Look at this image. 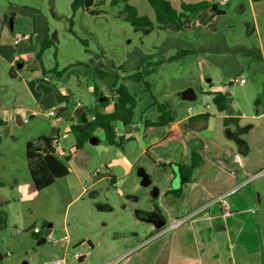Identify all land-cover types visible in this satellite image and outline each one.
Instances as JSON below:
<instances>
[{
  "label": "rangeland",
  "instance_id": "1",
  "mask_svg": "<svg viewBox=\"0 0 264 264\" xmlns=\"http://www.w3.org/2000/svg\"><path fill=\"white\" fill-rule=\"evenodd\" d=\"M101 1H96V9L102 10L103 13L91 15L81 10L74 13L72 0H0V8L8 15L11 7L12 10L32 9L43 15L49 24L48 34L55 42L53 48L42 52L43 67L48 71L56 68L57 72L70 67L63 76L49 73V78L57 88L67 87L73 92L68 104L65 102L68 111L61 122L56 121V116H49L48 109L35 114L33 118L30 113H19L23 106H36L32 104L28 94L22 91L21 82L10 79L8 65L0 61V103L9 109L6 114L8 122L0 127V199L12 202L14 199L19 200L11 206H4L0 202V217L3 220L0 225V255L3 259L0 264H44L47 261L46 254L51 252L53 243L48 241L44 245L38 244V240L32 236L33 229H42L44 235L46 223L53 222L57 227H61L67 210L70 221H74L75 214L80 211L81 201L68 208L70 201L82 190L75 174L57 180L54 185L42 191H37L35 187L33 189L26 146L29 141L55 134L59 128L62 148L68 151L75 145L74 135L64 133V129L73 124V118L76 121L78 101L90 115L97 105L93 93L95 84L106 97L114 96V88L97 79L93 73L94 69H101L113 76L120 75L121 82L138 96L134 123L140 126L142 120H152L157 114L153 97L160 102L172 99L176 106L184 109L188 106L206 107L207 98L203 92L205 79L212 80V87L215 89L223 90V86L228 85V89L223 91L231 93V103L236 116H251L255 114L257 107L264 111V60L261 58V51L264 53V0L257 3H252L251 0H230L222 6L218 0H213V4H217V9L223 10L224 15H218L210 7L208 11L195 16L196 19H184L182 24L186 32L183 34L177 33L179 29L175 25H168L164 30L135 28L124 20L122 5L111 7L109 0L105 3ZM135 3L142 15L156 22L153 12L150 17L142 7V4H145L151 8L147 0H135ZM197 18L202 28L194 25ZM72 19L73 32L70 29ZM40 44L36 53L28 55L24 61L27 66L38 62V69L41 70L38 60ZM180 46L188 49L194 46L199 51L193 56L182 57L181 53L175 54ZM170 48L175 49L172 51ZM173 55L177 58L171 60ZM119 66L126 68V77L139 71L144 74V80L135 82L125 79L123 71L117 70ZM32 71L33 69H28L24 73L29 74ZM234 80L238 81L231 83ZM145 83H148L149 87H146ZM188 89L195 91L196 101H182L177 97L179 92ZM259 101L261 104H258ZM209 104L215 107L211 99ZM14 113L22 122H28L17 124L11 119ZM160 128L162 130L164 127ZM135 131L132 130L134 133ZM134 138L137 137H132L124 143V147L131 149L133 153H141V146ZM101 144L112 151L116 150V146L107 145L104 140ZM174 149L173 142L164 144L160 151L152 149L151 155L165 157ZM95 150L94 146L86 143L80 150L75 151L70 161L67 162L61 155H58V158L69 169L72 162L78 169L89 168L95 172L100 169L105 173V165L111 154H101ZM89 156L92 162L85 163L88 162L86 158ZM146 159L149 160L148 154L144 160L138 162V167L145 169ZM154 187H143L142 190L152 191ZM252 187L261 190L262 202L245 203L241 215L243 225L237 226H242L245 232L237 237L239 240L244 239L247 245L252 244L256 248L260 246V250H264V176L244 186L245 191ZM101 188L103 198L119 199L117 189L112 188L109 181L101 184ZM26 190H32L33 196H28ZM227 201L230 203V198H227ZM217 207L220 208L219 205ZM229 207L224 210L228 212ZM74 250L75 248L72 252ZM69 264H77L71 255Z\"/></svg>",
  "mask_w": 264,
  "mask_h": 264
},
{
  "label": "crops",
  "instance_id": "2",
  "mask_svg": "<svg viewBox=\"0 0 264 264\" xmlns=\"http://www.w3.org/2000/svg\"><path fill=\"white\" fill-rule=\"evenodd\" d=\"M169 1L176 9L181 8L183 3H213V0ZM130 2L142 15L135 0ZM142 7L148 16L152 12L155 15L151 6L149 8L142 4ZM3 10L0 8V61L8 65L10 79L21 82L22 91L28 94L32 104L36 106H23L19 113H30L33 118L45 109L49 110V116L55 110L56 121L61 122L68 111L65 102L68 104L70 101L72 90L67 87L57 88L49 78V73L43 74V71L38 69V62L27 66L24 61L28 55L36 53L48 31L50 33L49 24L36 10H12L11 7V17ZM220 11L224 13L223 10ZM195 21L194 25L202 28L198 18ZM178 29V34L186 32L183 24ZM19 34L25 37L19 45H15V36ZM174 49L170 48L172 51ZM198 51L194 46L189 49L180 46L175 54L181 53L182 57H188ZM261 52V58L264 60V53ZM18 64H23V67L17 68ZM28 69L33 71L25 74L24 71ZM225 85L224 91L227 90L224 89ZM223 90L213 88L212 80L205 79L203 92L207 98L206 107L188 106L184 109L176 106L171 99L175 121L162 130L154 125L159 117L158 112L154 119L142 120V126L134 124L135 133L125 132L123 126H120L122 134H130L131 138H125L116 146L115 151L102 146L103 140L107 144L104 134L95 133L94 140L88 143L94 146L98 153L111 154L105 165L107 172L94 176L95 171L89 168L78 169L70 162V174H75L79 179L82 190L70 201L68 208L78 201L82 204L79 213L74 216V221H70L67 210L61 227L48 222L47 229L58 241L51 245V252L46 254L47 261L69 259L73 248L89 245L93 253L84 264H108L116 260H119L116 264H264V250H260V246L256 248L252 244L247 245L244 239L239 240L237 237L245 232L242 226L237 227L238 224L243 225L241 215L245 203L262 202L260 189L252 187L245 191L244 186L252 176L264 170V111L257 107L255 114L251 116H236L229 92L230 110L219 112L215 104V107L209 104V100L213 101V94L224 92ZM177 97L188 102L197 100L193 89L179 92ZM258 104H261V101ZM76 107L77 110L80 108L78 104ZM103 111L112 112L113 105H108ZM8 112L9 109L0 103V117L6 123ZM11 119L23 125L16 113L12 114ZM72 120L73 123L76 122L75 118ZM70 128L71 124L64 129V133L68 134ZM171 131L176 132L182 140L173 142L175 149L169 151L165 157L152 156V149L160 151L164 144L172 143L165 141ZM60 132V128L54 132L58 134L59 139ZM55 134L48 137L55 138ZM132 137H137L134 140L141 146V153H133L131 149L124 147V143ZM73 148L74 145L68 151ZM193 151L198 153L201 162L193 172L191 183L186 186L180 197L167 195L169 191L181 188L177 164L190 165ZM75 153L73 151L70 159ZM147 154L149 160L144 162L145 170L150 175L152 186L159 190L157 199L151 197V190H142L141 178L137 174L138 162L144 160ZM237 156L241 158L240 163L236 161ZM86 161L88 162L85 163L92 162L91 156L87 157ZM229 162L236 164L234 170L224 165ZM105 181H109L110 186L117 189L119 199L102 197L101 184ZM241 186L243 187L240 189ZM234 189L237 191L228 197V212L224 208H218V205H213L193 215L217 197ZM26 191L28 196H33L32 190ZM152 199L156 201L152 202ZM13 201L19 202L16 199ZM0 202L4 206L14 203L2 198ZM191 215L193 216L183 226L168 231V224L173 219ZM65 236L68 240L61 241ZM39 238L38 244H47L48 241H43V236ZM2 259L0 255V262Z\"/></svg>",
  "mask_w": 264,
  "mask_h": 264
},
{
  "label": "trees",
  "instance_id": "3",
  "mask_svg": "<svg viewBox=\"0 0 264 264\" xmlns=\"http://www.w3.org/2000/svg\"><path fill=\"white\" fill-rule=\"evenodd\" d=\"M97 0H72V10L74 13L79 10L84 11L91 15H99L103 13L102 10L96 9ZM152 9L155 12V21L153 22L149 17L140 15L138 9L131 4L130 0H109L111 7H117L122 5V16L126 22L131 26L140 29H160L164 30L168 25H175L177 27H182L184 19H190L197 16L202 11L209 9L210 7L218 15H224L223 12L217 9V7L209 2L202 1L195 4L181 5L180 10L176 9L172 2L169 0H147ZM253 3L261 2L263 0H251ZM105 3L106 0H102ZM71 32H73V19L71 20ZM86 44V42L82 41ZM55 46V42L50 38L47 33L44 40L40 44V53L38 54V60L40 63V68L43 74L54 73L59 76L64 75L70 67L64 69L61 72H57L56 68L51 71H46L43 67L41 56L42 52L51 49ZM56 58V53H55ZM172 57L170 58L175 59ZM88 67L86 64H81ZM113 67H116L113 65ZM123 71V77L125 79H130L135 82H142L145 78L144 74L139 71L130 74L126 77L127 70L124 66L117 67V70ZM93 73L96 78L102 81L106 85H111L114 88V96L107 97V102H100V98L105 97V95L100 91L97 84L94 85V96L96 97L97 105L90 115L86 113L84 107L83 112L76 117V122L71 125L70 132L75 137V145L73 150H80L86 143L95 138V133L102 132L105 135V140L110 146H119L124 138L117 139L115 134V128L118 123L124 128L125 132L132 131L134 129V117L135 109L138 105V96L132 93L129 88L121 82L122 77L120 75H110L109 73L101 70L94 69ZM146 87H149L148 83H145ZM213 102L217 106L219 112H227L230 110V97L224 92H216L213 94ZM153 105L157 108L159 114L158 120L154 123L157 127H169L175 121L173 106L170 101L160 102L154 98ZM113 105V111L106 113L103 111L108 105ZM6 122L0 117V127L5 125ZM147 125V123H146ZM53 138L45 136L41 139L35 141H29L26 146V156L28 162L29 172L37 191H42L48 187H51L56 183L57 180L63 179L70 174L68 166L57 157L54 149L52 148ZM182 138L176 134V132L171 131L165 141L168 142H179ZM40 141L45 143V147L41 149L38 145ZM70 157L66 158V161H70ZM201 158L196 151L192 152V161L190 165H185L183 163H178V175L181 179V188L178 190H172L167 193V195L172 194L176 197H180L184 193V189L188 184L191 183L192 175L194 170L200 165ZM157 199V198H156ZM156 199H152L153 202ZM3 220L0 217V225ZM46 223L45 226H47ZM35 239H40L42 235L32 233Z\"/></svg>",
  "mask_w": 264,
  "mask_h": 264
},
{
  "label": "built area",
  "instance_id": "4",
  "mask_svg": "<svg viewBox=\"0 0 264 264\" xmlns=\"http://www.w3.org/2000/svg\"><path fill=\"white\" fill-rule=\"evenodd\" d=\"M219 1V5H224L225 3L229 2L230 0H218ZM216 7L218 6L217 4H214ZM25 36L23 35H16L15 36V45H19L21 40L24 38ZM238 80H234V81H231V83H235L237 82ZM224 89H228V85H225ZM78 106L81 107V103L78 102ZM50 116H55V110H53L50 114ZM28 120H25L23 123H27ZM121 123H118L116 128H115V134L117 136V139H120V138H131V135L130 134H122V131H121ZM39 147L41 149H43L45 147V143L43 141H40L38 143ZM52 148L54 149L56 155H61L63 156L64 158H68L72 155L73 153V149H70V151H66L62 148L61 146V143H60V139L58 137H55L53 138L52 140ZM236 161L238 163H240L241 161V158L239 156L236 157ZM101 173V170L98 169L94 176H99V174ZM261 176H264V170L259 172L258 174H256L255 176H252L246 183H250L252 182L253 180H255L256 178H259ZM242 187V186H241ZM240 187V188H241ZM239 189V188H238ZM237 191V189H234L226 194H223L219 197H217L215 200H213L211 203H209L205 208L197 211L196 213H194L193 215H196L202 211H205L207 210L210 206H213V205H219L221 208H226L229 206V203L227 201V198L229 196H231L232 194H234L235 192ZM193 215L191 216H188V217H185V218H180V219H173L169 224H168V231L169 230H174V229H177L181 226H183ZM47 231V227L45 229V232ZM44 232V234H45ZM32 233L34 234H39V235H42L43 234V231L42 229L38 228V227H35L32 231ZM44 236V235H42ZM46 240L51 242V243H55L57 242L58 240L53 236V234L51 232H49L46 236ZM63 240H68V237L65 236L64 238L61 239V241ZM92 253H93V250L92 248L88 245V246H77L75 247V250L74 252H71V257L73 258V260L77 263V264H84V262H86L91 256H92ZM119 260H116V261H113V262H110L108 264H116ZM44 264H69V259H65V258H62V259H53V260H48L46 261Z\"/></svg>",
  "mask_w": 264,
  "mask_h": 264
},
{
  "label": "water",
  "instance_id": "5",
  "mask_svg": "<svg viewBox=\"0 0 264 264\" xmlns=\"http://www.w3.org/2000/svg\"><path fill=\"white\" fill-rule=\"evenodd\" d=\"M23 67V64H18L17 65V68L21 69ZM227 96L230 95L229 92L226 93ZM108 101V98L105 96V97H102L100 98V102L103 103V102H107ZM83 112V109L82 108H79L76 112V116H79L81 113ZM94 139H92L93 141ZM224 163V162H222ZM227 168H229L230 170H234L235 167H236V164L234 163H231L229 162V164H224ZM137 174L138 176L141 178V185L145 188H148V187H151L152 186V180L150 178V175L148 174V172L142 168V167H139L137 169ZM151 197L152 198H157L158 195H159V190L157 187H154L150 193ZM49 233V230L47 229V231L45 232L44 236H43V241H46V236L47 234ZM23 264H29L28 262H24Z\"/></svg>",
  "mask_w": 264,
  "mask_h": 264
}]
</instances>
